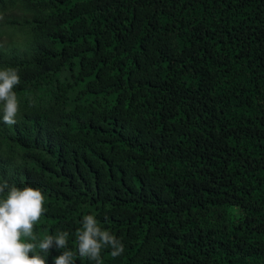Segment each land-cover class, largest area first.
Segmentation results:
<instances>
[{
	"label": "trees",
	"instance_id": "16d2710c",
	"mask_svg": "<svg viewBox=\"0 0 264 264\" xmlns=\"http://www.w3.org/2000/svg\"><path fill=\"white\" fill-rule=\"evenodd\" d=\"M7 68L0 183L43 193L37 244L69 232L47 264H94L86 215L102 264H264V0H0Z\"/></svg>",
	"mask_w": 264,
	"mask_h": 264
},
{
	"label": "clouds",
	"instance_id": "9594fccd",
	"mask_svg": "<svg viewBox=\"0 0 264 264\" xmlns=\"http://www.w3.org/2000/svg\"><path fill=\"white\" fill-rule=\"evenodd\" d=\"M20 76L15 69L0 70V119L6 125L17 123L20 114L19 101L14 89L20 84ZM5 190H7L6 196ZM0 264H47L46 256L36 254L37 247L42 253L50 254L53 247L68 249L69 232L58 231L37 244L35 225L47 212L45 198L38 188L9 186L0 183ZM26 241L21 242V236ZM77 252L94 264H102L101 253L111 249V256L123 254L124 244L109 231L103 230L93 215H86L82 230L78 231ZM54 264H75L74 253L65 250L54 258Z\"/></svg>",
	"mask_w": 264,
	"mask_h": 264
},
{
	"label": "rangeland",
	"instance_id": "374dc122",
	"mask_svg": "<svg viewBox=\"0 0 264 264\" xmlns=\"http://www.w3.org/2000/svg\"><path fill=\"white\" fill-rule=\"evenodd\" d=\"M238 213H239V212L237 211V209H235V208H233V207L229 210V215H230L232 218H235V217L237 216Z\"/></svg>",
	"mask_w": 264,
	"mask_h": 264
}]
</instances>
